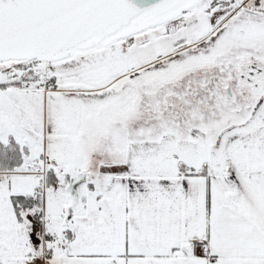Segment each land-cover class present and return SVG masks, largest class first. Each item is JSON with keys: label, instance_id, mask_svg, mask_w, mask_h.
I'll return each mask as SVG.
<instances>
[{"label": "snow or ice", "instance_id": "snow-or-ice-1", "mask_svg": "<svg viewBox=\"0 0 264 264\" xmlns=\"http://www.w3.org/2000/svg\"><path fill=\"white\" fill-rule=\"evenodd\" d=\"M0 264H264V0H0Z\"/></svg>", "mask_w": 264, "mask_h": 264}]
</instances>
